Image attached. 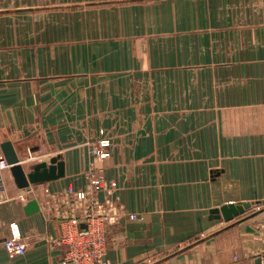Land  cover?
<instances>
[{"label":"crops","instance_id":"1","mask_svg":"<svg viewBox=\"0 0 264 264\" xmlns=\"http://www.w3.org/2000/svg\"><path fill=\"white\" fill-rule=\"evenodd\" d=\"M262 82L264 0H0V156L11 141L23 165L66 164L64 178L24 190L5 174L0 264H73L44 208L82 190L93 164L128 213L101 264H256L264 210L244 196L240 147L264 133L241 114L264 112ZM30 200L40 212L25 213ZM243 202L255 206L210 219ZM13 232L24 256L4 248Z\"/></svg>","mask_w":264,"mask_h":264},{"label":"built area","instance_id":"2","mask_svg":"<svg viewBox=\"0 0 264 264\" xmlns=\"http://www.w3.org/2000/svg\"><path fill=\"white\" fill-rule=\"evenodd\" d=\"M100 143L101 148L110 146L109 140ZM99 154L101 158L109 155L102 150ZM10 169L11 165L6 158L0 156V191L4 186L5 174ZM87 180L82 190L70 185L64 193L51 196L44 208L50 217L61 223L60 243L67 246L64 263L101 264L108 247L109 227L118 224L128 215L126 209L113 197L112 190L108 189V184L102 177L89 175ZM102 191L106 192L107 197L100 201L96 196ZM21 199L28 201L26 197ZM91 211L94 213L91 214ZM129 217L135 219L136 215ZM258 237L261 247L255 254L261 264H264V222L258 228ZM3 245L10 258L24 256L27 252V244L14 232Z\"/></svg>","mask_w":264,"mask_h":264},{"label":"water","instance_id":"3","mask_svg":"<svg viewBox=\"0 0 264 264\" xmlns=\"http://www.w3.org/2000/svg\"><path fill=\"white\" fill-rule=\"evenodd\" d=\"M1 150L3 156L11 165L10 172L19 189H30L31 186L57 181L66 176V164L60 156L52 157L49 162L43 161L33 164L28 171L23 162H21L11 141L3 142ZM253 206L255 205L251 202L225 204L219 208L211 209L210 219H223L225 222H231L244 215ZM40 210L41 208L37 200H30L25 207L27 215L36 214ZM256 264H261L259 258H257Z\"/></svg>","mask_w":264,"mask_h":264},{"label":"rangeland","instance_id":"4","mask_svg":"<svg viewBox=\"0 0 264 264\" xmlns=\"http://www.w3.org/2000/svg\"><path fill=\"white\" fill-rule=\"evenodd\" d=\"M263 89H264V82H262ZM262 104H264V97L262 98ZM233 115V114H231ZM246 119V126L250 128L252 131L256 132H263L264 133V112H256L254 109L247 110L244 113L241 114ZM241 152L245 154V161H243V172H244V180H242V184H244L246 191L244 192L245 198L249 197H256L260 199L261 201L256 205V207L253 209L254 212H258L259 210H264V144L261 146L247 144V146H241ZM231 149L233 151H236L235 146H231ZM93 152H95V149H93ZM100 156V154H99ZM93 163V162H92ZM219 164L221 163H229V167H236L237 162L231 161V162H217ZM25 167L27 169L30 168V163L26 162ZM89 172V175H93L94 177H102L108 184V189L112 190L113 197L118 201L120 205L123 206V204L120 202L119 196H117L113 189L111 188V183L108 182L104 175L98 172V168L94 167ZM253 174L255 176L253 177ZM260 174V177H258ZM88 175V176H89ZM87 176V177H88ZM233 181V180H231ZM88 180L86 179V183ZM237 182V180H235ZM238 183V182H237ZM228 185H226V188ZM250 188L258 190V192H253L249 190ZM260 189V190H259ZM106 193V192H105ZM107 195V194H106ZM107 197V196H106ZM124 207V206H123ZM125 208V207H124ZM94 211H91V214H93ZM264 221L258 222L254 224L253 230L255 237H258V228ZM224 226V225H223ZM259 239V237H258ZM250 252H255L250 251Z\"/></svg>","mask_w":264,"mask_h":264}]
</instances>
